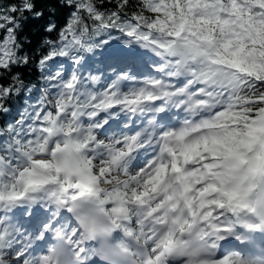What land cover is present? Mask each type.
Wrapping results in <instances>:
<instances>
[{"label": "snow or ice", "instance_id": "obj_1", "mask_svg": "<svg viewBox=\"0 0 264 264\" xmlns=\"http://www.w3.org/2000/svg\"><path fill=\"white\" fill-rule=\"evenodd\" d=\"M58 242L264 264V0H0V264Z\"/></svg>", "mask_w": 264, "mask_h": 264}, {"label": "clouds", "instance_id": "obj_2", "mask_svg": "<svg viewBox=\"0 0 264 264\" xmlns=\"http://www.w3.org/2000/svg\"><path fill=\"white\" fill-rule=\"evenodd\" d=\"M48 262L49 264H68L66 249L62 243L58 242L51 250L48 256Z\"/></svg>", "mask_w": 264, "mask_h": 264}, {"label": "trees", "instance_id": "obj_3", "mask_svg": "<svg viewBox=\"0 0 264 264\" xmlns=\"http://www.w3.org/2000/svg\"><path fill=\"white\" fill-rule=\"evenodd\" d=\"M8 2V0H5V3H7ZM61 22H63V17H61ZM29 32H32V31H34V29H33V27H32V25H29V27H28V29H27ZM35 75H36V72H35V70L33 69L32 70V73H31V76H29L28 75V73L27 72H25V76L26 77H28V78H30V79H32V78H34L35 77Z\"/></svg>", "mask_w": 264, "mask_h": 264}]
</instances>
